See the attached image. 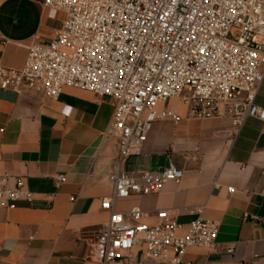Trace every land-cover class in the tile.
<instances>
[{
  "label": "crops",
  "instance_id": "0c3cea01",
  "mask_svg": "<svg viewBox=\"0 0 264 264\" xmlns=\"http://www.w3.org/2000/svg\"><path fill=\"white\" fill-rule=\"evenodd\" d=\"M64 19L43 0H0L1 64L21 70L28 47L51 42ZM255 104L264 110V79ZM165 107L186 114L176 101ZM113 112L111 99L85 90L65 88L52 100L0 88V186L19 181L34 197L13 209L0 206V264H100L91 244L109 219L101 203L112 194L109 173L118 152L103 134ZM140 151L121 163L123 172L172 164L184 176L157 194L118 199L115 210L128 216L139 208L147 212L139 221L148 224L158 221L160 209L184 225L218 221L215 247L186 251L184 263L264 264V120L249 117L239 130L226 118L159 121Z\"/></svg>",
  "mask_w": 264,
  "mask_h": 264
},
{
  "label": "built area",
  "instance_id": "2783aa9c",
  "mask_svg": "<svg viewBox=\"0 0 264 264\" xmlns=\"http://www.w3.org/2000/svg\"><path fill=\"white\" fill-rule=\"evenodd\" d=\"M43 5L64 12L62 27L51 42L28 47L21 70L0 60V88L52 100L75 88L114 102L103 134L118 152L109 173L112 194L101 203L109 219L91 244L92 258L100 264H191L183 262L186 251L215 247L218 221L198 218L184 225L160 209L158 221L148 224L139 221L146 211L134 208L127 216L114 208L118 199L179 184L184 171L171 164L133 175L120 166L141 154L159 121L226 118L239 130L249 117L264 120L255 104L264 79V0H43ZM169 101L184 106L185 116L162 107ZM33 199L19 181L14 188L0 186L2 207Z\"/></svg>",
  "mask_w": 264,
  "mask_h": 264
},
{
  "label": "rangeland",
  "instance_id": "374dc122",
  "mask_svg": "<svg viewBox=\"0 0 264 264\" xmlns=\"http://www.w3.org/2000/svg\"><path fill=\"white\" fill-rule=\"evenodd\" d=\"M162 105H163L162 107L167 108V107H165V104H162Z\"/></svg>",
  "mask_w": 264,
  "mask_h": 264
}]
</instances>
